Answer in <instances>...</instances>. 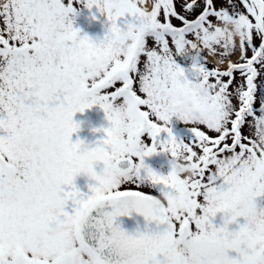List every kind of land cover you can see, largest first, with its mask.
Wrapping results in <instances>:
<instances>
[{
	"label": "snow or ice",
	"instance_id": "1",
	"mask_svg": "<svg viewBox=\"0 0 264 264\" xmlns=\"http://www.w3.org/2000/svg\"><path fill=\"white\" fill-rule=\"evenodd\" d=\"M79 5L105 18L103 41L74 27ZM82 48L106 58L99 77L76 70ZM192 89L206 105L178 140L175 96ZM93 107L109 127L84 195L73 118ZM160 152L167 175L145 164ZM262 197L264 0H0V264H264ZM132 213L143 230L118 223Z\"/></svg>",
	"mask_w": 264,
	"mask_h": 264
},
{
	"label": "clouds",
	"instance_id": "2",
	"mask_svg": "<svg viewBox=\"0 0 264 264\" xmlns=\"http://www.w3.org/2000/svg\"><path fill=\"white\" fill-rule=\"evenodd\" d=\"M230 31L233 36L237 35L235 29H230ZM112 49L115 53H123L126 50V45L114 43ZM79 57L76 64L78 72L87 75L89 78H97L103 73L107 60L101 56L99 48H82L79 50ZM205 105L206 100L202 90L192 89L186 93H178L175 96L174 117L182 123L192 122L195 117L194 110L198 106L203 107ZM76 164L79 168L78 177L85 178L88 186L98 183L99 173L96 169L104 164V149L98 145L83 147L76 155ZM173 168L178 175L184 174V167L179 161L173 164ZM84 223L85 221H82L81 226Z\"/></svg>",
	"mask_w": 264,
	"mask_h": 264
},
{
	"label": "flooded vegetation",
	"instance_id": "3",
	"mask_svg": "<svg viewBox=\"0 0 264 264\" xmlns=\"http://www.w3.org/2000/svg\"><path fill=\"white\" fill-rule=\"evenodd\" d=\"M219 7V3L216 5ZM207 56V53H205ZM236 57L233 58V62H235ZM208 66L210 68H216L217 64L213 61L211 57H208ZM220 70L226 69L227 65H220ZM193 76V73H190V77ZM74 123H77L80 126V129L77 133H75L72 136V142L76 143L77 140L83 142L84 147H92L96 146L101 140L105 139V135L101 131H95L97 129L107 128L109 127L108 122L105 118L104 112L99 107H93L90 110H86L83 114L77 113L74 116ZM176 124L174 127L171 128L173 135L178 140H184L187 141L189 136L191 135L189 131V126L183 124L182 122L176 120ZM167 139V134L163 135L161 134V141H164ZM156 162H157V168L159 166L161 170V175H167L169 171L171 170V164L170 160L164 159L169 157L167 154L160 152L156 156ZM162 165V169H161ZM99 171V168L97 169ZM76 187L84 194L89 195L90 192L88 190V182L83 177H77L75 180ZM144 191H148L147 189H143ZM257 204V207H264V197L258 198L255 202ZM66 211H68L71 214L72 211V204L71 201L69 202L68 207L66 208ZM213 223L219 227L222 226V217L218 215ZM239 223L243 224V219L239 221ZM232 230H237L236 225L231 226ZM230 256H234V254L230 253Z\"/></svg>",
	"mask_w": 264,
	"mask_h": 264
},
{
	"label": "rangeland",
	"instance_id": "4",
	"mask_svg": "<svg viewBox=\"0 0 264 264\" xmlns=\"http://www.w3.org/2000/svg\"><path fill=\"white\" fill-rule=\"evenodd\" d=\"M172 22L176 26H180V22L176 21L174 18ZM123 23L124 22L121 21V24ZM74 27L79 29L82 35H87L94 42H101L103 41V38L106 35L107 22L104 17L100 16L99 12L95 8L89 10L84 5H79L76 9V15L74 17ZM213 61L216 62L215 60ZM177 63L181 67L185 68L186 74L191 79L192 77H190V73H191V66L193 63L191 57L189 56V57L177 58ZM175 119H176L175 117L172 119L169 125L170 128L175 126L176 124ZM163 135H166V133H164ZM155 156L156 155L146 159L145 164L149 168H151L154 172L160 174L161 170L159 166L157 168V162ZM164 159L170 160V157ZM161 169H162V165H161Z\"/></svg>",
	"mask_w": 264,
	"mask_h": 264
},
{
	"label": "water",
	"instance_id": "5",
	"mask_svg": "<svg viewBox=\"0 0 264 264\" xmlns=\"http://www.w3.org/2000/svg\"><path fill=\"white\" fill-rule=\"evenodd\" d=\"M118 223L123 230L128 231L129 233L135 231L137 228L143 230L145 225L143 218L137 216L135 213H132L130 217H120Z\"/></svg>",
	"mask_w": 264,
	"mask_h": 264
}]
</instances>
